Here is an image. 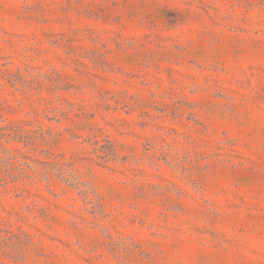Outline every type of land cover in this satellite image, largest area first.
I'll return each mask as SVG.
<instances>
[{
  "label": "rangeland",
  "instance_id": "374dc122",
  "mask_svg": "<svg viewBox=\"0 0 264 264\" xmlns=\"http://www.w3.org/2000/svg\"><path fill=\"white\" fill-rule=\"evenodd\" d=\"M0 264H264V0H0Z\"/></svg>",
  "mask_w": 264,
  "mask_h": 264
}]
</instances>
